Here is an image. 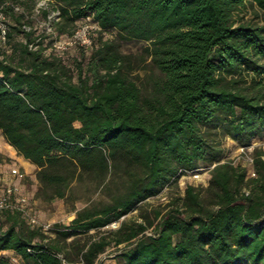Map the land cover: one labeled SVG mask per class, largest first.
Here are the masks:
<instances>
[{
	"label": "trees",
	"instance_id": "obj_1",
	"mask_svg": "<svg viewBox=\"0 0 264 264\" xmlns=\"http://www.w3.org/2000/svg\"><path fill=\"white\" fill-rule=\"evenodd\" d=\"M36 1L0 0L10 50L0 49V133L35 166L34 199L78 186L100 198L53 237L0 213V264H103L108 254L115 264H264V150L251 152L254 177L224 160L226 139L249 148L264 138V0H49L60 12L52 33L35 25L50 13ZM87 17L99 28L92 46L67 63L53 34L71 36ZM129 41L147 46L128 54ZM200 170L206 187L149 204Z\"/></svg>",
	"mask_w": 264,
	"mask_h": 264
},
{
	"label": "built area",
	"instance_id": "obj_2",
	"mask_svg": "<svg viewBox=\"0 0 264 264\" xmlns=\"http://www.w3.org/2000/svg\"><path fill=\"white\" fill-rule=\"evenodd\" d=\"M16 11H21L19 7L15 8ZM60 20L59 10H53L48 14L47 20L44 22L47 32L52 33L53 22ZM7 15L5 14L2 7H0V49L6 50L8 53L10 50L7 46ZM25 31H29V28L24 26ZM99 29L97 24L93 22L91 17L82 19L77 24V27L71 36H61L58 37L53 34L51 49L55 51L56 54L62 55L68 49L75 47H82L88 49L92 46V36L93 32ZM29 50H37L38 46L34 43L28 45ZM49 52V49L45 51ZM254 148V143L249 148H239L241 155L246 158L247 164L250 169L247 170L249 177H254L255 174L252 169L253 159L251 157V152ZM6 168V172L3 174L0 172V213L3 212H16L19 213L24 222L32 227L39 228L45 235L53 237L52 227L50 223H42L37 215L36 202L32 196L28 194L23 186V181L26 178V173L22 171L20 165L13 160L3 159L0 162ZM190 177L196 184H188L193 186L206 187L208 185L209 170H200L194 173H188L182 178ZM159 197V196H158ZM59 258L63 260V257L59 255ZM13 264L17 262L12 260Z\"/></svg>",
	"mask_w": 264,
	"mask_h": 264
},
{
	"label": "rangeland",
	"instance_id": "obj_3",
	"mask_svg": "<svg viewBox=\"0 0 264 264\" xmlns=\"http://www.w3.org/2000/svg\"><path fill=\"white\" fill-rule=\"evenodd\" d=\"M46 8L49 9L50 13L54 10L49 6V0L36 1L35 12L39 11L40 9H46ZM244 14H245V19L249 20L252 18L254 13L252 9L248 7L247 10H244ZM35 19H36L35 25H37L38 29H41V26L44 25V22L40 20L38 17L37 18L35 17ZM113 36L114 34L110 32L105 35L106 38H112ZM145 46H147V44L143 42L129 41L123 43L122 50L128 54H136V53H140ZM74 56H76L75 48H71L67 52V54H65L63 57L67 63H70ZM140 74L142 75L143 72H140ZM2 142L3 140L0 134V151L3 150ZM224 147H225L224 160L232 161L235 164H240L243 167L247 168V170L250 169V166L246 162L245 156L241 155V153L238 150L239 148L237 147L235 142L231 141L230 139H226L224 141ZM254 147L263 148L264 150V138L256 139L254 141ZM19 164L23 165L21 166L22 171L28 172L27 173L28 177L26 176L22 184L25 190L28 192V194L33 197L34 192L38 188V183L35 179L36 168L35 166H30L29 164L24 163L23 161H21V163ZM19 164L17 163V165ZM188 184H196V182L190 177L181 178L179 181L178 189L165 190L159 197L150 200L149 204H160L164 202L168 197L175 195L183 196L184 190ZM74 191L75 193L73 196L66 198L64 200H54L51 203H46L34 199L36 202V209L39 220L42 223H50L52 225L65 224L67 222H70L74 218L75 210L83 208L84 206L90 203V200L93 201V200H98L100 198L98 194H94V195L86 194L82 189L79 188V186L76 189H74ZM138 215L139 212L135 211L130 215H128L127 219L128 220L135 219L138 217ZM118 227L119 224L115 223L103 229L102 232L115 230ZM90 234H95V232H91ZM102 262L103 264H115L110 254L106 255L105 257H102Z\"/></svg>",
	"mask_w": 264,
	"mask_h": 264
},
{
	"label": "crops",
	"instance_id": "obj_4",
	"mask_svg": "<svg viewBox=\"0 0 264 264\" xmlns=\"http://www.w3.org/2000/svg\"><path fill=\"white\" fill-rule=\"evenodd\" d=\"M1 134V133H0ZM2 137V135H1ZM2 145H3V150L0 151V156H1V160L0 162L3 160V159H11L15 162H17L18 164L21 163V161H23L24 163L26 164H29L30 166H33L32 164H30L29 162L25 161L23 158L17 156V154L14 152V150L12 148H9V146L6 144L5 140L3 139L2 137ZM2 157H5V158H2ZM21 160V161H20ZM20 166H23L22 164H19ZM26 171V170H25ZM0 172L1 173H5L6 172V168H4L3 165H0ZM26 173V176H27V173L28 172H25ZM28 177V176H27Z\"/></svg>",
	"mask_w": 264,
	"mask_h": 264
}]
</instances>
